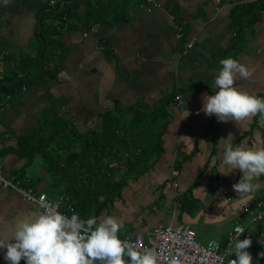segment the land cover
<instances>
[{
    "label": "crops",
    "instance_id": "obj_1",
    "mask_svg": "<svg viewBox=\"0 0 264 264\" xmlns=\"http://www.w3.org/2000/svg\"><path fill=\"white\" fill-rule=\"evenodd\" d=\"M161 1V8L148 11L145 0H11L7 5L0 0V83L22 84L0 94L5 105L0 107V166L10 176L31 178L38 190L53 197L70 195L74 209L76 201L93 204L94 184H121L113 200L106 201V191L100 195L96 203L107 205L95 216L123 221L119 237L186 223L198 236H210L207 241L225 244L232 224L243 221L247 231L241 240L263 239L264 223L248 225L240 210L247 201L264 198V175L253 179V191H234L243 174L238 169L220 173L228 168L222 164L219 140L231 133L234 147L264 148V120L258 114L238 125L218 122L202 111V96L214 95L220 61L231 57L253 73L247 80L237 75L234 86L264 98V10L253 21L245 9L264 0ZM238 15L245 19L240 30L234 23ZM176 23L182 26L181 38ZM189 41L193 47L182 55ZM161 104L170 113L164 151L143 173L102 169L90 179L86 169L91 163L77 162L60 180L55 161L63 166L67 155L82 152L93 133L102 131L104 113L113 111L126 129L135 123L130 121L133 111ZM145 121L136 126L143 134L151 124ZM155 136L121 152L127 157L143 151L148 141L158 140ZM77 176L86 188L76 198L66 185L76 187ZM37 210L43 212L0 187V221L11 223ZM63 210L69 217L74 212ZM5 253L0 249V264H8Z\"/></svg>",
    "mask_w": 264,
    "mask_h": 264
},
{
    "label": "clouds",
    "instance_id": "obj_2",
    "mask_svg": "<svg viewBox=\"0 0 264 264\" xmlns=\"http://www.w3.org/2000/svg\"><path fill=\"white\" fill-rule=\"evenodd\" d=\"M11 0H3L7 5ZM221 69L215 76L214 95H203L202 111L215 116L218 122H240L260 115L264 120V98L241 91L234 86L237 75L249 79L252 70L231 57L220 61ZM228 137L223 142L222 164L228 168V175L238 169L243 175L232 187L238 194L253 191L254 178L264 175V148H245L242 144L233 146ZM0 182H8L0 177ZM43 200V198H41ZM42 206V205H41ZM0 223H6L0 221ZM123 221L114 216L82 219L77 213L69 217L58 211H30L23 218H16L0 228V249L8 264H157V254L152 250L141 251L137 245L119 238ZM243 231L237 230L235 242L229 244L225 253L218 257L221 264L225 256L235 255L228 264H252L253 257L247 251L251 239H240ZM264 256V253H260ZM128 257V261L124 257ZM169 264H177L170 260Z\"/></svg>",
    "mask_w": 264,
    "mask_h": 264
},
{
    "label": "trees",
    "instance_id": "obj_3",
    "mask_svg": "<svg viewBox=\"0 0 264 264\" xmlns=\"http://www.w3.org/2000/svg\"><path fill=\"white\" fill-rule=\"evenodd\" d=\"M247 10L246 13L250 12L252 13L251 19L253 21H256L260 18L259 11L264 10V2L257 3L254 5H251L250 7L245 8ZM257 10L255 13L254 11ZM90 18V17H89ZM245 19L242 18V15L238 17H235L234 23L235 26L239 28H242ZM90 24L89 20L87 21L86 27L89 29ZM242 30V29H241ZM45 52L43 53V55ZM44 56L41 58L43 61ZM44 63V62H43ZM221 69V68H220ZM19 81L18 83H20ZM18 83L12 84L18 85ZM21 84V83H20ZM12 85L5 86L4 84L0 83V94L3 91H8ZM22 85V84H21ZM19 85V87L21 86ZM7 89V90H5ZM215 94V93H214ZM1 97H0V103H1ZM2 107V106H0ZM153 112V113H150ZM170 113L166 109V105L161 104L154 110L145 109L142 111H133L132 117L130 121L135 122L134 125H131L130 128L125 129V125L121 124V118L119 116H116L113 114V111L106 112L102 115L103 118V125H102V131L94 132L93 135H95L94 139L92 141H86L84 143V150L80 153L73 152L71 155H67L65 165H60V159L55 161L54 168L56 167V172L60 176V180H65L67 178V174L73 171L72 165L74 163H91V169H86L91 172L92 175H90V179L93 178L92 176H96L98 172H102V169H111L109 166H105L104 161L106 159L110 160H120L121 158L125 157L123 155V152H121L122 149H125L124 147H128L130 144V141L128 138H134L136 137L138 140L136 141L137 144L142 142L143 138L152 139L153 136L157 135V138L155 136L156 142L148 141L147 147H143L144 150L140 152H131L129 156H127L125 160L124 167L119 168H113V169H120L127 173V175H136L143 173L145 169L150 167V164L153 163V161H156L157 158L160 156V154L164 151L163 143H162V137L166 131V128L168 127ZM150 120L151 124L147 127H144L146 132L143 134V132L140 131L141 127H136L141 122H146L145 120ZM135 128V129H134ZM55 133V132H53ZM135 135V136H134ZM132 149V148H131ZM133 150V149H132ZM50 156V155H48ZM123 156V157H122ZM93 157V159H91ZM50 158V157H48ZM51 160V159H50ZM77 176V181H78ZM71 182H67V189H69L70 192L76 193V198L78 197L79 193L81 192L82 188H86L85 185L81 186V184L76 182V187L71 185ZM106 190L104 188L106 187ZM106 185H102V183L94 184L92 187V194L95 196L93 200V204L88 205V200H83L82 202L76 201V207L74 209V212H76L82 219H87L90 216H97L99 212L107 205V202H103L102 204L96 203L98 201V198L101 194H104L106 191V201H111L114 199V196L120 194L122 190V185L119 183H113L108 181ZM89 187V186H88ZM76 188V190H75ZM59 190H62L61 186L59 187ZM94 202L96 205L94 206ZM95 209L94 215H92V210ZM69 213V212H68ZM263 233V232H262ZM247 251L251 254L253 257L252 264H264V259H261V257L258 254V250L254 244H251L249 249ZM235 256V255H234ZM126 261H128V257H124ZM130 264V262H129Z\"/></svg>",
    "mask_w": 264,
    "mask_h": 264
},
{
    "label": "built area",
    "instance_id": "obj_4",
    "mask_svg": "<svg viewBox=\"0 0 264 264\" xmlns=\"http://www.w3.org/2000/svg\"><path fill=\"white\" fill-rule=\"evenodd\" d=\"M146 9L152 11L156 8H161L163 6L161 0H145ZM0 12V21H1ZM177 36L179 38L183 37V29L178 23H176ZM89 30L85 29L83 31L84 36H88ZM193 47V42L189 41L186 48L182 52L185 55L188 50ZM1 50V48H0ZM2 57L0 52V58ZM26 89V86H24ZM11 95H8L5 101H9ZM177 100L181 103V96H177ZM3 108L5 105L1 102ZM124 167L118 160H112L109 163V168H119ZM172 173L174 175L178 174L176 168H172ZM0 177L8 182L7 186L0 182V187L4 189H9L23 197L29 202L39 205L43 212H60L66 216V212L63 210L64 207L69 210H74L71 203L70 195H60L58 197H53L46 192L38 190L36 185L32 182L31 178L19 179L16 176H10L5 173V171L0 166ZM178 186V183L175 182ZM43 198V200H41ZM42 205V206H41ZM242 215L248 221V225H257L264 223V198H260L255 201H247L242 205L240 210ZM237 230L243 231L240 238L246 234L247 226L242 224H236L233 230L229 233L228 239L225 244L222 242L211 239L207 242H200L198 239L197 230L186 223H176L169 225L157 226L146 233L126 235L119 237L122 240H127L131 243L137 245L138 249L141 251L152 250L157 254V264H169L170 260H176L177 264H221L218 259L221 255L225 253V250L229 247V244L235 242V237L237 236ZM234 255L225 256L222 264H228L230 259H235Z\"/></svg>",
    "mask_w": 264,
    "mask_h": 264
},
{
    "label": "rangeland",
    "instance_id": "obj_5",
    "mask_svg": "<svg viewBox=\"0 0 264 264\" xmlns=\"http://www.w3.org/2000/svg\"><path fill=\"white\" fill-rule=\"evenodd\" d=\"M158 107V106H157ZM152 110H154V112H155V109H152ZM150 113H153V112H150ZM129 139V141H130V144H132V146H133V144H137V138L136 137H134L133 139H131V138H128ZM137 148H135V149H133V150H136ZM127 158H126V156L125 157H123V158H121V161H123L124 163H125V160H126ZM125 165V164H124ZM49 194V193H48ZM238 223H240V224H244L245 225V223L243 222V221H238ZM234 225H235V223H233L232 224V229L234 228ZM210 237V236H209ZM209 237L208 238H206V237H202L201 235H199L198 236V239H199V241L200 242H202V243H204V242H207V240L209 239ZM255 240V241H254ZM253 244H255V246H258V254H259V256L261 257V259H264V256H261L260 255V253H264V238L263 239H257V238H254L253 239V242H252ZM257 243V244H256ZM249 249V248H248Z\"/></svg>",
    "mask_w": 264,
    "mask_h": 264
}]
</instances>
